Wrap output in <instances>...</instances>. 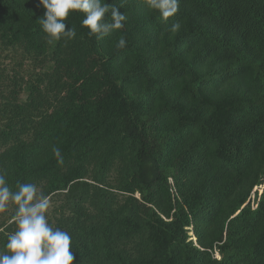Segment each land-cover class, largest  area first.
I'll return each instance as SVG.
<instances>
[{
	"label": "trees",
	"instance_id": "obj_1",
	"mask_svg": "<svg viewBox=\"0 0 264 264\" xmlns=\"http://www.w3.org/2000/svg\"><path fill=\"white\" fill-rule=\"evenodd\" d=\"M106 2L124 29L70 13L75 38L49 42L39 0H0V44L44 69L0 107V174L62 202L73 264H264V0H180L166 22Z\"/></svg>",
	"mask_w": 264,
	"mask_h": 264
},
{
	"label": "clouds",
	"instance_id": "obj_2",
	"mask_svg": "<svg viewBox=\"0 0 264 264\" xmlns=\"http://www.w3.org/2000/svg\"><path fill=\"white\" fill-rule=\"evenodd\" d=\"M39 3L45 11L38 23L49 42L75 38L76 28H69L65 23L70 13H82L81 26L97 39L124 29L127 20L114 2L107 3L106 0H39ZM147 6L158 11L166 22L178 13L180 0H147ZM180 27L177 20L170 25V31L175 33ZM117 46H126L124 36L119 38ZM51 151L62 164L61 149L53 146ZM10 207L15 230L7 234L0 249V264H73L72 237L49 222L50 199L36 183L17 182L13 188L5 175L0 174V214H6Z\"/></svg>",
	"mask_w": 264,
	"mask_h": 264
},
{
	"label": "rangeland",
	"instance_id": "obj_3",
	"mask_svg": "<svg viewBox=\"0 0 264 264\" xmlns=\"http://www.w3.org/2000/svg\"><path fill=\"white\" fill-rule=\"evenodd\" d=\"M44 69L39 66L37 62L33 61V57H30L23 49L20 48H5L0 44V107L3 105L7 98L10 97V91L17 85L25 90L28 83H35L37 76H42ZM25 97V96H24ZM263 189L258 188L254 190L258 191L260 195ZM253 192V193H254ZM254 195L252 196V201ZM62 202L57 199L50 201V207L48 210V216L53 220L61 213ZM11 207L6 214H0V225L8 220ZM9 222L6 226L11 224ZM2 227V226H1ZM5 227H2V231ZM189 236L194 241L193 230L190 229ZM217 257V255H216Z\"/></svg>",
	"mask_w": 264,
	"mask_h": 264
},
{
	"label": "built area",
	"instance_id": "obj_4",
	"mask_svg": "<svg viewBox=\"0 0 264 264\" xmlns=\"http://www.w3.org/2000/svg\"><path fill=\"white\" fill-rule=\"evenodd\" d=\"M260 189H262V188H260ZM258 190V189H257ZM254 208H257V205H254ZM217 258H219V255L217 254Z\"/></svg>",
	"mask_w": 264,
	"mask_h": 264
},
{
	"label": "water",
	"instance_id": "obj_5",
	"mask_svg": "<svg viewBox=\"0 0 264 264\" xmlns=\"http://www.w3.org/2000/svg\"><path fill=\"white\" fill-rule=\"evenodd\" d=\"M194 241H196V239H194Z\"/></svg>",
	"mask_w": 264,
	"mask_h": 264
},
{
	"label": "bare ground",
	"instance_id": "obj_6",
	"mask_svg": "<svg viewBox=\"0 0 264 264\" xmlns=\"http://www.w3.org/2000/svg\"><path fill=\"white\" fill-rule=\"evenodd\" d=\"M194 239H195V237H194Z\"/></svg>",
	"mask_w": 264,
	"mask_h": 264
}]
</instances>
